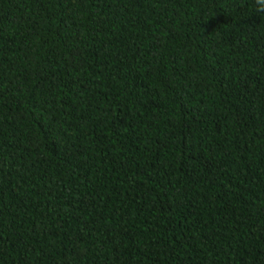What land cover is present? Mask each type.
Returning <instances> with one entry per match:
<instances>
[{"label":"trees","instance_id":"16d2710c","mask_svg":"<svg viewBox=\"0 0 264 264\" xmlns=\"http://www.w3.org/2000/svg\"><path fill=\"white\" fill-rule=\"evenodd\" d=\"M0 264H264L254 0H0Z\"/></svg>","mask_w":264,"mask_h":264},{"label":"clouds","instance_id":"9594fccd","mask_svg":"<svg viewBox=\"0 0 264 264\" xmlns=\"http://www.w3.org/2000/svg\"><path fill=\"white\" fill-rule=\"evenodd\" d=\"M257 13L264 14V0H254Z\"/></svg>","mask_w":264,"mask_h":264}]
</instances>
